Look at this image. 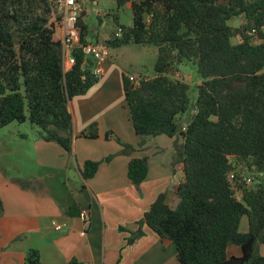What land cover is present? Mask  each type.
Segmentation results:
<instances>
[{
    "label": "trees",
    "instance_id": "16d2710c",
    "mask_svg": "<svg viewBox=\"0 0 264 264\" xmlns=\"http://www.w3.org/2000/svg\"><path fill=\"white\" fill-rule=\"evenodd\" d=\"M116 2L131 4L132 26L120 27L121 37L104 40L106 47L157 49L153 77H140L137 84L122 77L138 147L162 135L182 141L173 143L175 163L183 171L174 199L168 204L166 194H159L135 223L127 245L143 236L146 225L162 242L175 245L178 264H264V256L255 253L256 244L264 246V0ZM232 18H243L244 24L229 26ZM60 25L55 0H0V130L28 121L37 128L38 139L70 153L68 102L84 95L97 78L91 74L92 62L79 51L73 53L75 64L64 71L61 43L55 38ZM78 25L86 42L88 26L82 19ZM185 62L196 67L201 79L194 99L191 86L171 75ZM78 136L97 139L96 124ZM105 139L115 140L121 155L134 152L112 132ZM98 166L85 161L83 180L91 179ZM239 168L256 170L260 180L245 186ZM147 170L146 157L131 158L127 177L138 186ZM18 183L27 187L25 181ZM77 214L72 202L67 215ZM243 217L246 232L239 230ZM231 245L240 249V256L226 255ZM23 264L43 263L37 251L29 250Z\"/></svg>",
    "mask_w": 264,
    "mask_h": 264
},
{
    "label": "crops",
    "instance_id": "0c3cea01",
    "mask_svg": "<svg viewBox=\"0 0 264 264\" xmlns=\"http://www.w3.org/2000/svg\"><path fill=\"white\" fill-rule=\"evenodd\" d=\"M96 40L100 39L90 41ZM102 69L95 85L68 102L73 126L70 153L38 139V132L31 138L17 129L9 132L15 140L0 138V144L6 141L8 146L0 150V264H23L29 250L37 251L43 264L71 260L82 264H178L175 245L162 242L146 225L143 236L132 245H127V239L159 194H166L168 204L174 199L183 171L175 163L173 143L182 141L162 135L139 148L124 100L122 77L127 75L113 60L107 59ZM94 123L97 139L78 136ZM107 132L131 145V156L119 154L120 145L105 139ZM143 157L148 159L147 176L135 186L127 177L128 163ZM85 161L99 163L88 180L81 175ZM20 180L27 183L26 188L19 185ZM72 202L78 214L69 217ZM55 226L63 228L56 231ZM245 228L243 232L248 226ZM240 254V249H233L229 256Z\"/></svg>",
    "mask_w": 264,
    "mask_h": 264
},
{
    "label": "rangeland",
    "instance_id": "374dc122",
    "mask_svg": "<svg viewBox=\"0 0 264 264\" xmlns=\"http://www.w3.org/2000/svg\"><path fill=\"white\" fill-rule=\"evenodd\" d=\"M100 16L90 14L86 19L82 21L87 24L89 34L87 39L90 41L94 38L107 40L117 32L118 28H129L132 26V11L127 3L118 4L116 0H102ZM229 26L238 27L244 24L243 18H232L227 22ZM60 32H56L55 38L58 39ZM233 42H238V39H233ZM157 56V49L153 46H139L135 44H129L119 48H108V60L118 62L125 71L127 76H135L142 78H151L154 76V62ZM171 75L176 79L183 80L191 86V98H195L197 86L200 85L201 79L197 73L196 67L189 62H185L179 65L176 70L171 72ZM16 128V129H15ZM19 129L22 133L27 134L30 137H34L37 133V128L31 125L28 121L22 124L12 123L11 125L0 130V138L2 136L4 140H15L9 136V132ZM6 141L0 144V150H4ZM174 148V147H173ZM175 156V155H174ZM176 156L174 160H176ZM241 170L242 176H246L252 179V184L248 187H253L260 180L261 175L256 170H247L245 168H239L236 172ZM236 197L239 199L240 194L237 192ZM247 220L245 217L241 220L240 231H244ZM239 249L237 246L231 245L226 250V255H230L231 250ZM255 253L264 256V246L260 244L255 245Z\"/></svg>",
    "mask_w": 264,
    "mask_h": 264
},
{
    "label": "built area",
    "instance_id": "2783aa9c",
    "mask_svg": "<svg viewBox=\"0 0 264 264\" xmlns=\"http://www.w3.org/2000/svg\"><path fill=\"white\" fill-rule=\"evenodd\" d=\"M102 0H55L56 12L60 15L61 25L59 27V41L61 43L63 69L66 66L72 67L75 64L73 53L81 52L87 59L92 62L91 74L98 78L102 72V65L108 59V48L104 44V40L82 42L80 39L79 19H86L90 14L100 16ZM122 28H118L114 34L116 38H120ZM83 63L82 67H85ZM128 80L134 84L140 81V77L127 76ZM235 174L229 175V180L234 181ZM245 186L252 184V179L246 176L242 177ZM82 215L85 217V213ZM88 226V222L86 221ZM63 226H55L56 231H61Z\"/></svg>",
    "mask_w": 264,
    "mask_h": 264
}]
</instances>
